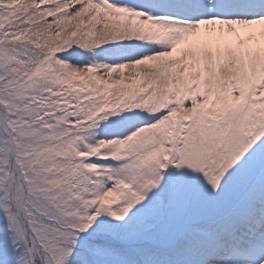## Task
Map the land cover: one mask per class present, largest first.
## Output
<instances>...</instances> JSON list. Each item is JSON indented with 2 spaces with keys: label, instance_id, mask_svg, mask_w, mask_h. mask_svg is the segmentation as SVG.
<instances>
[{
  "label": "snow or ice",
  "instance_id": "obj_1",
  "mask_svg": "<svg viewBox=\"0 0 264 264\" xmlns=\"http://www.w3.org/2000/svg\"><path fill=\"white\" fill-rule=\"evenodd\" d=\"M0 264H264V0H0Z\"/></svg>",
  "mask_w": 264,
  "mask_h": 264
}]
</instances>
